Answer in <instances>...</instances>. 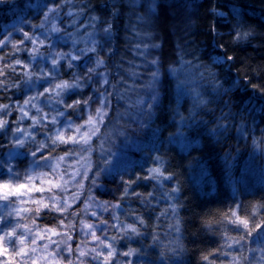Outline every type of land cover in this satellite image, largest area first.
Segmentation results:
<instances>
[{
  "label": "trees",
  "instance_id": "trees-1",
  "mask_svg": "<svg viewBox=\"0 0 264 264\" xmlns=\"http://www.w3.org/2000/svg\"><path fill=\"white\" fill-rule=\"evenodd\" d=\"M151 3L150 11L148 0H137L135 8L129 6L128 0H73L71 5L65 4L60 18L54 21L61 31H49L45 39L40 35L45 31L40 25L46 11L44 5L50 7V0H0V39L9 37L0 48V68L6 73L0 77L6 82L5 87H0V104L9 106L0 113V119L7 120L11 129L6 135L0 133V160H8L13 150L24 153L10 161L21 179L30 171L33 148L47 142V137L54 136L61 125L80 124L84 120V110L80 109L65 110V117L57 116L58 124L45 121L47 127L30 128L32 119H22L19 106L29 96L49 87L47 79L42 80L40 76L52 68L53 56L78 55L77 49L92 46L87 42L92 33L98 41L97 47L101 46L98 52L111 81L126 83L125 78L134 75V85L145 95L151 73L157 70L159 73L155 84L158 100L150 118L138 112L129 115L122 103H111L107 121L96 137H104V147L109 137H125L131 149L115 168L104 172L97 165H102L105 149L95 137L90 158L96 169L82 182V188L73 186L79 184L76 176L64 192L67 197L79 192V199L67 212L42 208L37 214L34 209L39 204L34 203L30 208L33 211L21 219L5 210H11L13 205L0 202V216L6 217L8 225L16 227L22 235L26 222V234L28 229L34 234L41 229L57 232L61 229V235L54 238L58 243L63 241L59 243L63 249L61 264L69 261L80 264L81 260L84 264H101L103 261V255L93 259L95 253L79 257L81 249L97 248L102 253L109 250L93 247L99 242L84 234L85 223L92 224L96 235L111 244L115 255L109 264L128 261L131 264H231L233 258L239 264H264V234L254 232L247 236L242 226L229 222L235 219L231 217L233 210L241 217H252L253 224L264 220V0H151ZM68 11L74 15L67 16ZM94 16L99 19L93 21ZM106 22L112 24L111 36L106 37L104 33L97 36L96 28H104ZM238 29L250 35L234 40ZM24 32L45 40L35 59L25 50L34 47L29 41L19 44ZM13 45L21 50L17 51ZM96 56L97 53L86 52L79 60L71 61V69L68 68L70 56L61 60L53 86L60 80L71 81L76 73H85L87 67L94 66ZM181 56L194 65H203L202 71L214 75L198 82L199 90L208 101L204 106L194 108L191 96L179 94L177 77L168 74L170 66L180 67ZM228 56L233 59L227 60ZM216 57H223L224 62L214 63ZM16 60L27 67L16 65ZM154 60L156 64L152 63ZM5 65H13L15 71ZM27 72L33 73L31 81L25 75ZM89 86L85 83L76 90L79 95H66L64 99L71 102L85 98ZM36 103L42 110L40 115L47 113L48 119L56 116L57 109L64 110L55 99L41 97ZM135 109L132 107L130 111ZM25 110L30 116L38 115L31 106ZM17 127L34 135L36 144L29 142L23 148L14 149L12 132ZM257 146L261 153L255 154ZM79 149L80 146L72 143H57L51 153L53 157L74 151V155L67 156L60 164L59 172L66 169L70 176L82 168L83 161L79 160L78 164L74 160L75 156H82L77 154ZM157 167L163 176L146 179ZM46 171L51 169L36 168L33 174ZM165 176L170 178L164 179ZM33 183L37 188H51L40 180ZM173 188L178 191L173 192ZM55 190H35L31 192L32 198L39 201L41 197H52ZM92 201L105 207L95 218L88 210L87 214L83 211ZM254 211L256 215L252 216ZM128 225L135 226L139 234L125 233L122 226ZM0 229L10 230L4 224H0ZM236 240L240 242L233 243ZM228 244L233 246L229 248ZM69 245L71 253L67 251ZM130 249L135 250L133 254L124 256ZM30 255L36 259L35 254ZM25 259L13 257L9 248L7 254L0 255V264L5 261L19 264ZM27 264H32V259H27Z\"/></svg>",
  "mask_w": 264,
  "mask_h": 264
},
{
  "label": "snow or ice",
  "instance_id": "snow-or-ice-1",
  "mask_svg": "<svg viewBox=\"0 0 264 264\" xmlns=\"http://www.w3.org/2000/svg\"><path fill=\"white\" fill-rule=\"evenodd\" d=\"M51 6L49 7L47 4L44 5L46 11L44 12V20L40 27L45 29L44 32H41V36H44L45 39L47 38L48 32H56L59 33L61 29L54 23V21L60 18L61 10L65 6V4L71 5L73 0H50ZM128 4L130 7L135 8L137 6V0H128ZM143 6V5H141ZM149 10L152 9L151 0H148ZM113 8H116V5L113 4ZM67 16H73L74 13L72 11H68L65 13ZM115 15V12L113 13ZM98 17H92L93 21L98 20ZM75 21H73L74 23ZM50 25V28L48 27ZM112 24L110 22H106V26L102 29V32L106 37L111 36ZM250 33L243 32L241 30H237L234 36V40H241L247 38ZM24 39L19 41V44H25V41H29L34 47L32 49H25L30 51L32 54V59H35L36 54L39 51V47L44 45L45 40L40 39L39 37L33 38L27 32L23 33ZM9 37L4 36L3 39H0V48L6 45L8 42ZM77 41H74L76 43ZM92 46L86 49H77L76 51L79 53L78 55H71L70 53H58L52 57L51 63L52 68L48 72H42L40 79H47L49 83V87L43 88V91H39L35 96H29L23 102V105L19 106V109L22 111V119L23 118H30L33 121V124L30 125V128H35L37 125H41L43 127H47V123L56 125L60 121L57 119L59 117H65V110L68 109H80L83 110L84 108H90L91 103L93 101V97L90 95L87 99L79 98L74 99L71 102H67L64 97L66 95H79L76 92L77 89H81L84 87L85 83L91 81L93 79L92 74L100 77L102 80V84L100 88L93 89V91L97 92V101L98 106L95 108L94 112H89L88 118L84 120L82 124H73L68 122L66 125V130H70L72 134L66 135V130L57 129L54 136L47 137V142H41L33 148L30 152L31 157L33 158L29 163L30 171H26L24 173L23 179H21L20 173L11 165V160L18 155H24V153L17 152L15 150L9 152V159L8 160H0V202H3L5 206L7 205H16L17 200H19L20 204L28 203L31 200L33 203L39 204V207L34 209V211L39 214L42 208H47L49 211H57L60 213H65L68 211L69 208L72 207V203H74L77 199H79V192L72 193L67 198L58 199L55 196L53 197H41L39 201L34 200L31 196L28 197V200L22 199L24 196L28 194L35 188V190L40 192L51 191L53 188L59 189L60 191L67 192L69 185H71L72 181L76 179V176L80 175L79 170H75L69 176L67 170L63 173L59 172L58 169L60 164L65 161L67 156L74 155L73 150H69L65 153L64 156L53 157L52 151H54L55 146L57 143L67 144L72 143L75 145H80L79 151L81 153L87 152L91 150V143L93 137H96L100 132V125L104 124L108 115H109V108H110V100L109 97L113 95L111 92L102 91L104 85L109 84V80L106 75L97 71L105 66L104 59L99 55L98 52V41L94 38V34L90 33L88 36V41ZM13 47L20 51L21 49L17 45H13ZM86 52L97 53L96 59L94 61V66L87 67V70L83 74L76 73L73 76L71 81L68 80H60L59 82L52 84V81L55 80L56 73L58 71V65L61 60H64L70 56V60L68 63V68H72L73 64L71 61H76L81 58ZM232 56H228L227 60H232ZM224 62L223 57H216L214 63H221ZM31 63V61L29 62ZM153 64H156L157 61H152ZM180 67L175 68L170 66L168 70L169 75H175L178 79V92L182 96H191L193 99V107L199 108L204 106L208 103V101L204 98L202 92L199 90V81L204 80L205 78H214V75L211 73H207L202 71L204 68L203 65H194L192 61L184 60L181 56L180 61H178ZM16 65L20 67H27L21 60L15 61ZM6 68H11L15 71V67L13 65H5ZM25 75L28 77V80L31 81L33 77V73L27 72ZM152 81L149 83V88L152 89L151 95L147 100L138 97L136 102L131 105V107H135L138 109V113L140 116L151 117L153 108L158 100V93L155 90V84L158 82V70L153 71L151 73ZM6 76V73L3 68H0V77ZM182 77V79H181ZM6 82L5 80H0V87H5ZM219 88L217 87V91ZM41 97H47L49 100L55 99V103L63 105L64 110L57 109L56 116H52L51 119H48V114L44 113L40 115L41 108L38 107L36 101L40 100ZM31 106V108L36 110L38 115L30 116L29 111L25 109ZM8 105L0 104V113H3L6 109H8ZM11 131L9 128V122L4 119H0V133H4L5 135ZM13 138V148L20 149L25 147V145L29 142L32 144H36L35 136L32 135L29 131L17 127L14 132H12ZM49 143L52 145L49 148ZM45 149H47V153H45ZM87 157L81 156V160H86ZM50 161H55V163H49ZM43 162V163H42ZM77 163L79 164L80 161L78 160ZM36 168H50V172H41L39 174H33ZM68 177L65 179V177ZM86 176V173H85ZM163 176L161 169L159 167L153 168L150 172L149 177L151 179H157L158 177ZM170 177L165 176L164 179H169ZM36 180H40L41 184L48 183L51 185V188H37L33 183ZM62 182V183H61ZM31 185V187H29ZM78 188H82L83 184L73 185ZM24 190V191H22ZM127 192V189L125 190ZM173 192H177L178 189L173 188ZM151 195V193L149 194ZM91 199V197L89 198ZM47 200L48 202H44ZM71 201V202H70ZM115 207H119L116 205ZM88 205L85 206L83 211L87 214ZM13 211L15 216L18 218L21 217V212H28L33 211L32 209L27 208H19L14 207ZM173 211H175V207L173 206ZM78 215V213H74ZM11 215V214H9ZM92 215H96V213H92ZM256 212L252 213V216H255ZM231 217L235 219H230V223H235L237 226H242L245 229V235L251 236L254 232L264 234V220L260 223L253 224L252 217H241L237 214L236 210L231 212ZM63 223V221H62ZM140 223H143V220H140ZM0 224H4L8 226L10 230L3 231L0 229V249H3L2 254H7L9 252V248L12 249L13 257L22 256L25 257V261L19 262V264H27V259H32V264H37V260L33 258L30 254H35L38 248H42V250L48 252V258H50V264H60V260L63 259L60 253L63 249H60L59 243H63L60 241L59 243L55 240H52L50 237L46 235H42L40 233H48L51 232L52 235L58 236L61 235L60 232H57L54 229H41L38 233H33L31 229H28V233L26 235L19 234L17 232V228L11 225H8L7 218L4 216H0ZM23 227H27L24 225ZM84 229L92 230L91 237L93 241H98V247L102 246L105 249H109L106 253H102L97 250V248H91L87 251L81 249L79 251V257H87L90 253H95L93 259H96L103 255V261L101 264H109L111 258L115 255L114 250L112 249L111 244L105 243L99 236L96 235L94 226L92 224H83ZM122 230L127 233L131 232L134 234H139L138 229L133 225L122 226ZM48 239L47 244L37 245V240H45ZM68 239H71V236H68ZM114 239V238H113ZM241 240L244 239V236H241ZM17 241L21 245V247L17 248ZM240 241L236 240L233 243H239ZM33 245H36L33 247ZM49 245H55L56 247L49 251ZM229 248L233 246V244L227 245ZM80 247L79 245L77 246ZM69 253L72 252V248L69 245L67 248ZM135 250L130 249L128 252H124V256L132 255ZM264 251V249H262ZM44 259V258H41ZM205 260L208 257H204ZM3 264H13V261H5ZM68 264H72L71 261ZM80 264H84V261L81 260ZM127 264H131V261H128ZM231 264H239L235 258H233Z\"/></svg>",
  "mask_w": 264,
  "mask_h": 264
},
{
  "label": "rangeland",
  "instance_id": "rangeland-1",
  "mask_svg": "<svg viewBox=\"0 0 264 264\" xmlns=\"http://www.w3.org/2000/svg\"><path fill=\"white\" fill-rule=\"evenodd\" d=\"M102 29L96 28V30H95L96 33L95 34L97 36L98 35H102L103 34ZM100 48H101V46L99 45L98 51L100 50ZM97 71H99L100 73L106 75L108 80H109V84L108 85H104L101 90L113 93V95H111L109 97L110 105H111V103L113 101L114 102H119L120 104L122 103V106L125 109L124 111L128 112L129 115H134L136 112H138L137 108L134 110L135 112H131L130 111V109L132 108L130 106L136 102L137 98L140 97V98H143V99L147 100L148 99L147 96L150 95L149 93L152 90V89L149 88V83L152 81V76L149 79L148 85L146 87L147 90H146V93L144 95L143 91H140L134 85V82H133L135 80L134 75H130L127 78H125L124 81L126 83L123 82L121 84V82L119 83V82H113V80L111 81V78L109 79V76H108L107 72L103 68L98 69ZM79 74H82V73H79ZM92 76H93V79L91 81L87 82L90 85L89 86L90 89H89L88 96L91 95L93 97V101H95V102L91 103L90 108H84L83 109L84 110L83 111V115H84L83 119L84 120H86L88 118L89 112H94L95 108L98 106V101L96 99L98 93L93 91V89L100 88L101 84H102V80H101L100 77L96 76L95 74H92ZM88 96H85L84 99H87ZM126 105H128V106H126ZM84 120H82V121L84 122ZM106 121H107V119H106ZM83 122H81L80 124H82ZM61 127H62L61 128L62 130H66V125H64V126L61 125ZM100 128H101V125H100ZM69 134H72L71 131L70 130H66V135H69ZM94 138L95 137H93V139ZM96 139L100 140V147L105 149V152L101 151L102 152V165H100V164L97 165V166L101 167L102 171H104V172L110 171L113 168H115L120 162L123 161V158L127 155V152H129V150L131 149V143H130V141L126 140L125 137H121V136H119L118 138H115V137L110 138L109 137V140H105L107 142L106 147H104V143L102 142V141H104V137L103 138H99V136H98V137H96ZM59 144H62V143H59ZM78 146H80V145H78ZM93 148L94 147H92V145H91V150L90 151L83 152V153H81V152L77 153V154H81V155L87 157L86 160H81V157H79L80 155L75 156L76 158L74 160L83 161L82 163H80V164H82V168L79 170L80 175L77 176L79 184L84 182L89 177L91 172H93L96 169V165L91 161V158H90V156L92 155ZM254 153L255 154L261 153V151H260L258 146L254 148ZM85 173H86V176H85ZM29 187H31V185ZM33 189L34 188H32V190L30 192H28V194L26 196H24L22 199L28 200L29 196L32 197V193L31 192L35 191ZM55 191H56V193L54 194V196L56 198H58V199L67 198V195H65V193L63 191H60L59 189H56ZM54 192H52V193H54ZM32 204H34V203L31 200H29V202L25 203V204H20L19 200H17L16 205H13V208L14 207H19V208H22V209L23 208L30 209L32 207ZM13 208L11 210H9V209H5V210L8 211V213L12 215V214H15L14 211H13ZM101 208H102V210H104L105 207H102L101 205L95 204L92 201L88 205L87 210L89 212V215H91L92 218H95V217L100 215ZM25 213H28V212H21V216H24ZM92 213H96V215H92ZM24 225L27 226V222ZM23 228H24V235H25L26 234V230H25V227H23ZM61 231L62 230L59 229V232H61ZM91 231L92 230L85 229L84 234L91 236ZM40 234L46 235L47 237H50L52 240H55L54 238L56 237V236L52 235L51 232H48L46 234L45 233H40ZM37 243L39 245L47 244L48 243V239H45V240H42V241L41 240H37ZM52 246L53 245H49V251L52 250ZM93 247H98V245L95 244ZM103 251H105V249ZM35 256H36V259H38L39 261L42 262V264H50V258H48V252L42 250V248H38L37 249V252L35 253ZM41 258H44V259H41ZM60 264H61V260H60Z\"/></svg>",
  "mask_w": 264,
  "mask_h": 264
}]
</instances>
